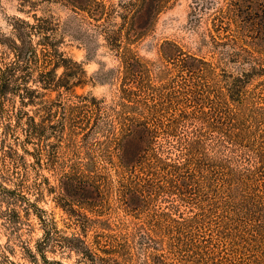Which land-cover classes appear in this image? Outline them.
I'll return each instance as SVG.
<instances>
[{"label":"trees","instance_id":"1","mask_svg":"<svg viewBox=\"0 0 264 264\" xmlns=\"http://www.w3.org/2000/svg\"><path fill=\"white\" fill-rule=\"evenodd\" d=\"M45 1L69 8L77 29L86 25L81 14L87 13L92 34L78 30L79 36L104 39L118 64L103 75L118 91L109 102L77 93L87 73L61 52L62 26L56 20L48 23L49 68L38 80L42 89L57 93L55 99L46 101L38 89L25 86L35 52L0 68L1 111L11 91L23 107L40 101L39 112L45 113L36 122L22 109L18 118H27V124L4 126L5 137L16 131L24 136L18 148L5 150L15 173L5 181L16 188L2 186L4 191L31 206L26 181L34 174L50 186L40 174L47 168L58 175L57 186L49 189L61 207L75 213L80 206L95 216L83 215L84 232L94 228L91 240L47 235L38 252L55 242L83 264H264V0H223L225 8L212 19L219 36H211L220 62L167 42L162 52L167 64L155 74L133 46L151 25L138 23L140 13L145 10L153 23L167 0L119 4L132 11L119 16L121 24H111L117 11L101 0ZM217 3L209 0V7ZM33 18L41 22L37 14ZM221 77L225 110L210 114L209 84ZM116 211L132 220L113 224L104 218Z\"/></svg>","mask_w":264,"mask_h":264},{"label":"rangeland","instance_id":"2","mask_svg":"<svg viewBox=\"0 0 264 264\" xmlns=\"http://www.w3.org/2000/svg\"><path fill=\"white\" fill-rule=\"evenodd\" d=\"M101 1L107 5L109 10L113 8L117 11L112 14L111 24H121L122 20L119 16H132L131 8L126 11L117 7L123 2L128 4L131 0ZM138 1L139 6H143L146 0ZM167 1L166 7L154 19L153 23L145 17V10L142 9L140 17L143 19L142 21L138 20V23L145 26L146 22H151V25L146 35L133 46L144 61L153 66L154 74L167 64L162 59V52L165 51L167 42L177 44L185 53L206 58L210 62H220L218 51H215L211 45V36H219L215 32L212 19L214 15L218 14L217 9L225 8L224 1L218 0L219 3L212 7H209V0ZM29 2L0 0V68L14 64L18 55L25 56L27 53L31 55L35 52L37 58H34L35 61L28 65V72L32 78L27 80V83H21H25L26 87L38 89L46 101L55 99L58 96L57 93L42 89L38 80H40V74L47 72L49 68L45 55L49 49L52 33L48 23L56 20L62 26L58 33L62 42L60 43L61 52L66 57L82 64L87 73V84L83 88H78L77 93L91 94L108 102L113 99L117 94L118 84L103 74L106 70L117 66L118 62L114 54L107 48L103 38L97 37L88 40L79 36L78 30L80 32L86 30L88 34H92L91 23L93 21L87 13L81 14V20L86 25L77 29L73 23L75 21L74 14L69 8L60 3H51L45 0H29ZM33 2L37 7H33ZM33 14H37L41 19L40 23L34 20ZM18 19L25 20L29 25L21 23ZM61 72L62 70L59 71V74ZM18 74L17 76L22 75V73ZM209 85V96L212 102L209 107L210 114L215 109L224 112L226 102L224 79L218 78V80L211 81ZM4 98L3 111L0 109V264H55L54 261L60 264H83V259L78 255L72 252H63L55 242L48 245L44 254L37 250L38 244L47 235L54 240L58 239L59 235H85L88 240L94 236V228L90 227L86 233L82 229L85 224L83 215L95 218L94 214L80 206H75V213L69 212V208H63L58 203L57 193L49 189L50 186H57L58 175L44 168L40 170V174L48 178L50 186L44 180H37L34 174L29 181H26L24 192L33 206H29L27 202L17 198L15 194H7L2 187L16 188L13 183L5 181L6 177L10 180L15 178L12 161L6 160L5 150L11 145L18 148L16 142L18 139L24 138L21 131H16L9 137H5L4 126L27 124V118H18V113L22 109L29 116L35 117L36 122H41L45 114L39 112L41 108L37 104L40 101H37L35 105L23 107L19 94L11 91H8ZM216 104L218 108H215ZM27 148L33 151L31 145H28ZM19 152L23 153L22 150ZM26 158L28 162L32 161L31 157L27 156ZM90 197L96 198L93 192L90 193ZM181 211L186 216L191 215L190 211L184 207ZM104 218H110L113 224L127 222L128 219L132 220L122 211L112 212L110 216Z\"/></svg>","mask_w":264,"mask_h":264}]
</instances>
